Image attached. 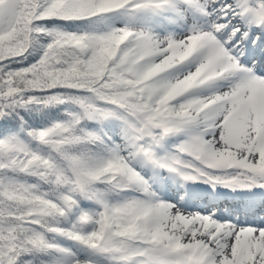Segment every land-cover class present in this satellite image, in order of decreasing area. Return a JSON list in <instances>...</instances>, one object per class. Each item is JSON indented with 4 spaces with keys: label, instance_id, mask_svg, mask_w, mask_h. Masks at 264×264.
I'll return each instance as SVG.
<instances>
[{
    "label": "snow or ice",
    "instance_id": "obj_1",
    "mask_svg": "<svg viewBox=\"0 0 264 264\" xmlns=\"http://www.w3.org/2000/svg\"><path fill=\"white\" fill-rule=\"evenodd\" d=\"M0 264H264V0H0Z\"/></svg>",
    "mask_w": 264,
    "mask_h": 264
}]
</instances>
